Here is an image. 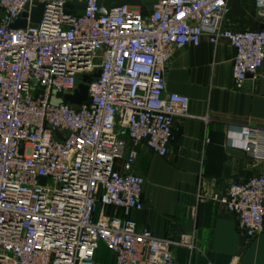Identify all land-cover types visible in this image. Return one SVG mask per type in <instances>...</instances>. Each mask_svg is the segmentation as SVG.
I'll list each match as a JSON object with an SVG mask.
<instances>
[{"label":"built area","instance_id":"obj_1","mask_svg":"<svg viewBox=\"0 0 264 264\" xmlns=\"http://www.w3.org/2000/svg\"><path fill=\"white\" fill-rule=\"evenodd\" d=\"M229 2L157 0L144 16L130 4L99 15L86 0L72 16L66 0H0V264H95L101 244L115 264H174L175 247L196 249L195 233L138 228L144 179L133 168L141 145L167 156L174 121L194 118L187 97L167 93L174 50L228 42L238 90L264 67V30L226 28ZM252 2L264 25V0ZM25 13L27 27L12 28ZM98 70L82 106L64 101ZM240 136L264 161V128ZM197 198L232 214L247 241L264 231V174L211 194L200 185Z\"/></svg>","mask_w":264,"mask_h":264},{"label":"crops","instance_id":"obj_2","mask_svg":"<svg viewBox=\"0 0 264 264\" xmlns=\"http://www.w3.org/2000/svg\"><path fill=\"white\" fill-rule=\"evenodd\" d=\"M66 1L83 5L86 0ZM132 1L130 5L147 16L157 0ZM225 26L260 30L264 25L252 0H230ZM234 58L228 42L212 45L207 38L199 46L174 50L165 71L167 93L187 97L194 118L174 121L167 156L145 145L138 148L133 170L144 179L143 210L133 215L138 228L174 241L183 234L197 236L193 252L173 249L174 264H264V231L247 241L232 214L213 201L197 198L200 185L211 194L264 174V161L245 151L240 136L244 126L264 128V67L238 90L232 79ZM103 246L95 264H115V257Z\"/></svg>","mask_w":264,"mask_h":264},{"label":"water","instance_id":"obj_3","mask_svg":"<svg viewBox=\"0 0 264 264\" xmlns=\"http://www.w3.org/2000/svg\"><path fill=\"white\" fill-rule=\"evenodd\" d=\"M113 4L114 6H121L125 4H133L132 0L127 1H118V0H99L100 12L99 15H106L109 12V6ZM86 4H72L66 3V13L72 16H76L78 14V10L80 8H85ZM29 7L26 8L28 11ZM44 4L39 5V7L34 10L31 16V22L38 23L41 21L43 15ZM28 13H25L21 19L14 20L11 22V27L14 29H25L28 25ZM264 30V26L260 29ZM101 72L98 70L94 72L92 75H82L80 77V84L73 95H65L64 101L74 106H82L88 99L89 96V84L94 80L100 77ZM23 149V144H21V152ZM41 184L46 183V178L41 177L39 179Z\"/></svg>","mask_w":264,"mask_h":264},{"label":"rangeland","instance_id":"obj_4","mask_svg":"<svg viewBox=\"0 0 264 264\" xmlns=\"http://www.w3.org/2000/svg\"><path fill=\"white\" fill-rule=\"evenodd\" d=\"M102 247L104 248V246H103V245H100V247H99V250H101V248H102Z\"/></svg>","mask_w":264,"mask_h":264}]
</instances>
